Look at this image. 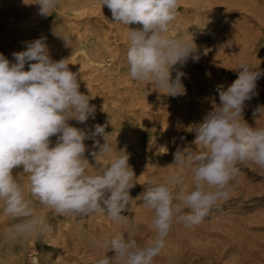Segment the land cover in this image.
<instances>
[{"label":"rangeland","instance_id":"obj_1","mask_svg":"<svg viewBox=\"0 0 264 264\" xmlns=\"http://www.w3.org/2000/svg\"><path fill=\"white\" fill-rule=\"evenodd\" d=\"M36 2L0 0V53L14 62L13 52L43 37L54 61L67 59L69 69L79 73L80 92L89 95L96 107L95 119L84 124L73 119L70 125L86 132L94 131L96 124L106 125L112 148L95 159L90 153H98L99 147L85 140L87 171L102 173L114 156L128 155L134 173V187L129 189L133 201L121 213L125 219L120 223L99 213L56 215L31 197L28 175L22 166L15 168L14 178L50 228L13 238L6 230L23 218L5 215L0 202V264H96L99 253L90 246L92 237L127 236L131 230L142 247L156 238L153 212L143 206V193L153 182L177 173L173 155L177 147L200 150L192 143V130L220 103L217 86L226 89L237 79L241 62L264 71V0H180L170 34L194 43L199 60L189 58L183 66L178 63L169 69L173 80L177 71L184 73L185 93L177 97L129 75L127 33L142 25L131 24L128 29L116 23L102 0H59L47 17L38 15ZM257 91L245 102L243 119L251 127L264 128V110L253 115L264 106V77L257 80ZM95 139L105 143L102 136ZM50 140L54 146L57 137ZM237 167L228 198L218 200L199 225L174 222L153 264H264V168L250 161ZM178 174L183 184L174 188V197L182 187L192 188L190 168ZM107 255L115 253L110 250Z\"/></svg>","mask_w":264,"mask_h":264},{"label":"clouds","instance_id":"obj_2","mask_svg":"<svg viewBox=\"0 0 264 264\" xmlns=\"http://www.w3.org/2000/svg\"><path fill=\"white\" fill-rule=\"evenodd\" d=\"M58 2L37 0L38 15H51ZM102 6H107L116 23L142 25L140 29L128 27L126 58L131 79L151 81L172 97L183 95L184 73L177 71L173 80L169 69L178 63L183 66L189 58L196 62L199 56L194 43L170 34L180 0H102ZM25 45V50L12 53L14 62L0 53V202L5 215L23 218L7 233L15 238L50 228L35 213L33 201L12 174L21 166L28 175V193L56 215L99 213L122 222L125 216L121 213L133 201L129 189L134 187V173L128 155L114 156L102 173L87 171L85 140L91 139L99 147L98 153H90L95 159L112 151L106 125L96 124L88 132L70 125L73 119L81 124L95 119V105L79 90V73L69 69L67 59L51 58L45 38ZM238 69V78L226 89L217 86L220 103L192 130V143L200 150L177 147L173 154L177 173L153 182L143 193V206L153 212L151 227L156 238L142 247L131 230L127 236L92 237L90 246L99 253L96 264H153L174 222L199 225L218 200L228 198L239 163L250 161L264 168V128L251 127L243 119L245 102L258 95L257 80L264 77V71L254 70L246 62ZM262 110L264 106L257 107L253 115ZM53 136L57 140L50 146ZM97 136L103 137V145ZM186 167L191 170L192 188L184 186L174 197V188L183 184L178 173ZM174 198L179 203L174 204ZM110 250L113 257L107 255Z\"/></svg>","mask_w":264,"mask_h":264},{"label":"bare ground","instance_id":"obj_3","mask_svg":"<svg viewBox=\"0 0 264 264\" xmlns=\"http://www.w3.org/2000/svg\"><path fill=\"white\" fill-rule=\"evenodd\" d=\"M220 5H221V4H220ZM108 18H109V17H108ZM109 26H110V25H109ZM183 32H184V31H183ZM78 35H79V34H78ZM88 35H89V34H88ZM124 41H125V40H124ZM124 41H123V42H124ZM126 47H127V46H126ZM210 53H211V52H210ZM118 63H119V62H118ZM151 93H152V92H151ZM132 103H133V102H132ZM169 170H170V169H169Z\"/></svg>","mask_w":264,"mask_h":264}]
</instances>
